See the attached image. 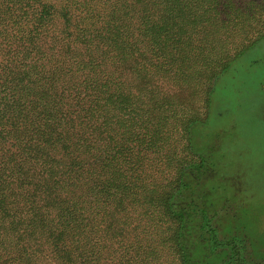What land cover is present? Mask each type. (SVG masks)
<instances>
[{
	"label": "trees",
	"instance_id": "obj_1",
	"mask_svg": "<svg viewBox=\"0 0 264 264\" xmlns=\"http://www.w3.org/2000/svg\"><path fill=\"white\" fill-rule=\"evenodd\" d=\"M252 3L0 0V264H157L145 258L165 230L148 214L176 215L169 234L179 231L180 260L191 262L200 247L184 227L188 203L146 197L169 185L180 144L170 125L129 129L123 104L142 81L186 74L211 31L245 19ZM178 179L174 188H189L184 172ZM248 221L264 239L261 217Z\"/></svg>",
	"mask_w": 264,
	"mask_h": 264
},
{
	"label": "rangeland",
	"instance_id": "obj_2",
	"mask_svg": "<svg viewBox=\"0 0 264 264\" xmlns=\"http://www.w3.org/2000/svg\"><path fill=\"white\" fill-rule=\"evenodd\" d=\"M252 1L245 19L211 31L207 37L214 43L202 47L198 62L187 63L186 74L161 76L162 84L155 86L142 81V95L123 104L129 129L170 125L180 144L169 185L161 182L146 197L161 204L170 192L174 207L188 203L184 227L195 232L200 247L191 264H264V239L255 233L256 223L242 224L249 213L254 220L259 215L264 230V0ZM200 38L198 44L207 41ZM118 107L109 101L112 121ZM183 172L189 188H174ZM173 217L158 223L147 215L150 226L165 232L159 231V250L146 260L183 264L179 231L174 238L169 234L178 222ZM249 224L251 232L243 227ZM13 235L6 232V239Z\"/></svg>",
	"mask_w": 264,
	"mask_h": 264
},
{
	"label": "crops",
	"instance_id": "obj_3",
	"mask_svg": "<svg viewBox=\"0 0 264 264\" xmlns=\"http://www.w3.org/2000/svg\"><path fill=\"white\" fill-rule=\"evenodd\" d=\"M260 111H264V107L260 109Z\"/></svg>",
	"mask_w": 264,
	"mask_h": 264
}]
</instances>
